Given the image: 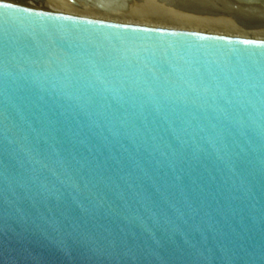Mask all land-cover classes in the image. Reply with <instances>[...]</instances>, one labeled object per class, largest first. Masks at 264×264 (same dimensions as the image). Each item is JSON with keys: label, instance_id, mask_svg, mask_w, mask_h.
I'll use <instances>...</instances> for the list:
<instances>
[{"label": "water", "instance_id": "95a60500", "mask_svg": "<svg viewBox=\"0 0 264 264\" xmlns=\"http://www.w3.org/2000/svg\"><path fill=\"white\" fill-rule=\"evenodd\" d=\"M0 264H264V43L0 4Z\"/></svg>", "mask_w": 264, "mask_h": 264}, {"label": "rangeland", "instance_id": "374dc122", "mask_svg": "<svg viewBox=\"0 0 264 264\" xmlns=\"http://www.w3.org/2000/svg\"><path fill=\"white\" fill-rule=\"evenodd\" d=\"M41 1L48 5V8L34 4H24L21 7V2H17L13 7L119 25L264 43V18L258 15L255 18L253 14L248 13L251 10H246L248 12H243L244 14L252 15L250 19H246L240 8L239 13H224L222 10L227 6L219 2V5L215 3L202 6L198 5L196 0H122V4L101 7L100 4L86 2L74 4L70 0ZM0 4L11 3L0 0Z\"/></svg>", "mask_w": 264, "mask_h": 264}, {"label": "bare ground", "instance_id": "6f19581e", "mask_svg": "<svg viewBox=\"0 0 264 264\" xmlns=\"http://www.w3.org/2000/svg\"><path fill=\"white\" fill-rule=\"evenodd\" d=\"M5 1H8V2H10L11 4H5V5H9V6H16V4H18L17 3V1H11V0H5ZM47 1V0H46ZM71 2H73L74 4H76V3H82V2H86V3H92V4H100V5H102L101 7H104L105 5H106V7H107V5L109 6H111V5H117L118 3H121V1L122 0H70ZM123 1H125V0H123ZM180 1V0H179ZM182 1H185V0H182ZM177 2V1H176ZM192 2V1H191ZM190 2V3H191ZM196 2H197V4L198 5H202V4H205V6H208V5H210V4H215V3H222V4H226V6L227 7H224L223 8V10H222V12H224V13H228V14H230V13H232L233 14V12H237V13H239L240 11V9H241V13H243V12H248V11H246V10H251L250 12H248V13H250V14H253L254 16H255V18H256V16L258 15V16H261L262 18H264V0H196ZM22 4L20 5L21 7H23V5L24 4H29V3H23V2H21ZM79 3V4H80ZM86 3H82V4H86ZM123 3V2H122ZM121 3V4H122ZM133 3V2H132ZM178 3V2H177ZM219 3H218V5H219ZM15 4V5H14ZM81 4V5H82ZM127 4V3H126ZM152 4V3H151ZM30 5V4H29ZM75 6V5H74ZM73 6V7H74ZM92 6V5H91ZM151 6V5H150ZM203 6V5H202ZM28 7V6H27ZM31 7H33V6H31ZM68 7V6H67ZM82 7H84V6H82ZM113 7V6H112ZM220 7V6H219ZM26 8V7H25ZM70 8H71V6H70ZM189 8V7H188ZM240 8V9H239ZM95 9V8H94ZM208 9H209V7H208ZM207 9V10H208ZM99 10H101V9H99ZM177 10V9H176ZM239 11V12H238ZM200 12V11H199ZM253 12H255V13H253ZM112 14V13H111ZM224 15V14H223ZM243 17H245L246 19L247 18H251L252 17V15H249V14H244L243 13ZM242 17V16H241ZM260 17V18H261ZM204 18V17H203ZM244 18V19H245ZM227 19V18H226ZM205 20V19H204ZM217 20V19H216ZM219 21V20H218ZM217 21V22H218ZM221 22V21H220ZM234 22V21H233ZM229 24V23H228ZM217 25V24H216ZM257 25V24H256Z\"/></svg>", "mask_w": 264, "mask_h": 264}]
</instances>
